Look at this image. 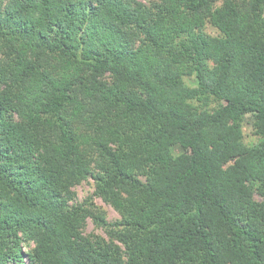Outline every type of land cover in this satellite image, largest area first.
Returning a JSON list of instances; mask_svg holds the SVG:
<instances>
[{
	"label": "trees",
	"instance_id": "16d2710c",
	"mask_svg": "<svg viewBox=\"0 0 264 264\" xmlns=\"http://www.w3.org/2000/svg\"><path fill=\"white\" fill-rule=\"evenodd\" d=\"M0 264H264V0H0Z\"/></svg>",
	"mask_w": 264,
	"mask_h": 264
},
{
	"label": "rangeland",
	"instance_id": "374dc122",
	"mask_svg": "<svg viewBox=\"0 0 264 264\" xmlns=\"http://www.w3.org/2000/svg\"><path fill=\"white\" fill-rule=\"evenodd\" d=\"M209 30L215 33L214 29L209 28ZM186 81L189 82L190 84L194 83V79L192 78L188 79L187 77ZM250 121H251V116L248 115L246 121L244 122L245 139L248 143H255L258 142L259 139L257 136L252 134ZM76 191L79 200H82L86 196L91 195L94 192V180L92 178H89L87 181H84L83 183H81L76 187ZM94 200L98 206H101L102 208L105 209L109 221H115L120 217L119 213L115 210V208L111 204L105 202L104 200H102L100 197L97 196L94 197ZM85 231L87 234H98L102 236H107L105 229L98 227L92 219H88L85 227Z\"/></svg>",
	"mask_w": 264,
	"mask_h": 264
}]
</instances>
